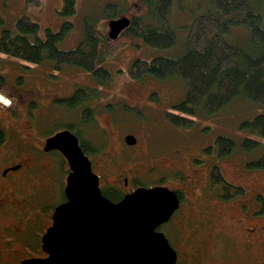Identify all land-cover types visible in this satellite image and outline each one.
Here are the masks:
<instances>
[{
    "label": "rangeland",
    "instance_id": "obj_1",
    "mask_svg": "<svg viewBox=\"0 0 264 264\" xmlns=\"http://www.w3.org/2000/svg\"><path fill=\"white\" fill-rule=\"evenodd\" d=\"M74 1L76 13L66 17L60 12L62 0H0V34L5 29L14 33L15 22L23 15L39 24L38 35L41 38H44L45 28L56 31L62 21L68 20L74 23V27L57 45L60 49H71L82 38L83 16L93 18L97 30L108 34L110 21L105 18L104 10L107 4L116 3L119 14L127 18L146 14L140 0ZM205 3L202 1L201 5ZM193 6V3H187L184 8L176 7L173 10L178 40L175 51L181 49L186 30L184 25L195 14ZM228 38L244 44L249 37L247 31L235 27ZM154 53L153 50L144 53L126 47L114 59L105 62L111 79L101 89V100L90 104L94 112L93 121L86 124L80 121L81 111L78 107H56L50 102L52 98L70 94L75 85L93 86L85 72L65 66L58 72L53 69L51 62L31 64L0 54V73L8 80V86L13 88L8 92L13 99L7 98L8 94L5 95L3 88L0 89V97H3L0 100V128L5 135L0 144V172L3 161L5 165L11 160L22 164V169L14 172L10 178H0V264H14L26 258V247L38 248L41 235L51 222L42 209L46 206L54 208L63 200L66 171L60 165L59 158H56L50 170L47 168L51 159L31 167V146L41 145V139L32 129L45 135L50 131L61 130L67 124L78 129L81 139L99 148L98 154L91 152L89 158L95 164V172L101 176L103 188H107L106 183L114 184L116 177L123 171L134 172L140 184L158 182L161 176H166L165 185L171 189L181 187L179 182L167 179L172 173L157 169L147 172V163L151 161L149 166L155 163L175 169L178 167L175 164L177 159L188 164V155L194 165V158L204 159V166L192 168L196 173L192 179L194 184H183L181 187L185 193L181 209L159 228L177 252L176 264H238L244 254L253 264H264V216L252 215L255 209L253 196L259 193L264 197V169L248 170L244 165L251 159L259 158L262 149L247 153L238 147L240 140L247 136L240 130L239 123L264 114V104L238 97L215 115L195 117L191 127L172 126L164 114L173 103L183 98L186 84L177 77L165 81L152 77L134 81L122 72L137 56L148 57ZM18 80L21 81L19 85L16 84ZM150 95H154L155 99H151ZM6 101L15 104L16 115L6 109L10 105ZM107 105H110L111 111L105 109ZM126 109L133 110L127 112ZM31 113L35 118L30 123L24 114L29 116ZM130 134L138 140L135 147L127 145L123 139ZM218 135L231 136L236 141V149L229 158L218 160L212 154L198 156L201 147L210 145L213 152L216 150L213 143ZM121 146L126 147L125 151L116 158H110V155L118 153ZM212 163L219 166L226 180L244 187L245 195L239 198L240 201L222 202L218 200L217 191L207 193L203 189L206 172L208 174ZM44 174L50 177L53 184L43 177ZM146 185L142 187L148 188ZM241 201H248V206L244 207L247 217L243 225L236 218L242 216ZM189 204L194 208L189 207L186 212Z\"/></svg>",
    "mask_w": 264,
    "mask_h": 264
},
{
    "label": "trees",
    "instance_id": "obj_2",
    "mask_svg": "<svg viewBox=\"0 0 264 264\" xmlns=\"http://www.w3.org/2000/svg\"><path fill=\"white\" fill-rule=\"evenodd\" d=\"M62 1L63 6L60 10L62 15L66 17L74 15L76 1ZM140 1L146 9V14L128 17L129 25L115 40L108 38V34L99 32L93 18L83 16L82 38L71 49H60L57 43L74 27L72 21H62L56 31L45 28L44 38H41L38 35L39 24L31 21L27 15L20 16L15 22L14 33L9 29L1 32L0 54L31 64L51 62L53 69L58 72L64 66L85 72L91 78L93 86L75 85L70 94L52 98L50 101L51 105L53 103L56 107L68 109L78 107L81 111L80 121L83 124L93 121L94 112L90 104L101 100L103 94L101 89L111 79L105 62L114 59L116 54L126 47L144 53L148 50L155 52L148 57L137 56L130 61L125 71L119 69L130 79L138 81L152 77L158 81H165L177 77L186 84L183 98L173 103L164 114L172 126L191 127L195 123V117L215 115L238 97L248 102L264 104V0ZM202 1L206 3L201 5ZM187 3H193L196 10L190 21L184 25L186 30L181 49L175 51L178 40L172 14L176 7L184 8ZM104 10L108 21L123 17L114 2L107 4ZM144 18L149 20L146 21ZM235 27L248 32L249 38L244 44L228 38ZM51 76L54 77L53 74ZM7 81L0 73V89L3 88L5 95L13 89L8 86ZM16 84H21V81L18 80ZM6 96L13 99L11 94ZM150 96L151 99H155L154 95ZM6 109L16 115L14 113L16 106L12 102ZM105 109L112 110L110 105ZM131 110L126 109L127 112ZM64 128L78 135L82 151L86 155L98 154L99 148L81 139L76 127L67 124ZM239 128L247 136L240 140L238 147L247 153L262 149L259 158L247 161L244 164L245 168L263 170L264 114L240 122ZM3 131L0 130V144L4 137ZM213 146L216 150L213 152L210 147L207 154H212L217 159H225L229 158L237 145L231 136L218 135ZM209 170V179L220 191L223 200L228 201L245 193L244 187L229 183L225 179L217 164L212 163ZM256 200L264 213L263 197L257 195ZM52 208L46 206L42 209L48 218L54 211ZM25 249L27 256L46 255L40 245L36 249L29 247ZM14 264L18 263L15 261Z\"/></svg>",
    "mask_w": 264,
    "mask_h": 264
},
{
    "label": "water",
    "instance_id": "obj_3",
    "mask_svg": "<svg viewBox=\"0 0 264 264\" xmlns=\"http://www.w3.org/2000/svg\"><path fill=\"white\" fill-rule=\"evenodd\" d=\"M129 23L126 16L110 20L108 38L115 40ZM124 141L136 143L132 135ZM44 144L45 151L57 150L69 166L63 190L66 201L54 207L52 225L41 239L47 256L20 264L176 263V251L158 228L177 208V193L140 187L112 202L101 194L98 177L76 135L64 128Z\"/></svg>",
    "mask_w": 264,
    "mask_h": 264
},
{
    "label": "flooded vegetation",
    "instance_id": "obj_4",
    "mask_svg": "<svg viewBox=\"0 0 264 264\" xmlns=\"http://www.w3.org/2000/svg\"><path fill=\"white\" fill-rule=\"evenodd\" d=\"M18 114V113H17ZM25 115V117L27 116L28 117V119H29V122L31 123V122H33V120H34V118H35V116L33 115V113H31V114H29V116L28 115H26V114H24ZM32 118H33V120H32ZM33 124H31V127L33 128V126H32ZM0 130H3L2 128H0ZM61 130H64V129H61ZM32 131H34V133H37V136H38V138H40L41 139V145L40 146H38V145H33L32 144V148H33V150H32V153L30 154V156H29V159H31V167H36V165H40V163L41 162H44V160H46V159H51V161H48V168H47V170H50V169H52L54 166H53V164L57 161L56 160V158L58 157L59 158V163L60 164H62V166L63 167H65V171H66V175H67V173H68V171H69V166L67 165V161H66V159H64V157L62 156V154H60L57 150H54V151H45L44 150V146H45V144H44V142H45V139L46 138H48V137H50V136H53V134H55V132H57V131H59V130H55V131H53V132H50V133H47V134H45V135H43L42 133H40V131H37L36 129H32ZM74 135H76V137H77V139H78V143H79V145H80V147H81V143H80V140H79V137H78V135L77 134H74ZM5 136V135H4ZM4 138V137H3ZM124 139V138H123ZM135 140H136V138H135ZM137 142H138V140H136V143L134 144V145H132V146H136L137 145ZM125 148L126 147H124V146H121L120 147V150L118 149L117 150V154H112V155H110L111 157L110 158H113V157H118V155L120 154V152L122 153L123 151H125ZM210 148V145H207L206 147H201V151H202V154H201V151H199V154H198V156H207V155H209V154H207L208 153V151L210 150L209 149ZM81 149H82V147H81ZM209 149V150H208ZM111 151L112 152H114V149L112 148L111 149ZM84 153V152H83ZM86 155V154H85ZM86 156H88V159H89V161H90V164H91V168H92V172L95 174V175H97V177H98V186L100 187V191H101V194L103 195V196H105L107 199H109L110 201H112V202H119V201H121L122 200V198L126 195V194H130V193H132V191H134L135 189H137V188H140V187H142L143 185H146V184H140L138 181H136L137 180V178H136V175H135V173L134 172H132V173H127L126 171L124 172H122V174H123V176H122V178H120L119 176H121V175H118L117 177H116V179L114 180V184H112V183H110V184H107L106 183V185H108V186H106L107 188H103V186L101 185V180H100V175H98V173H96L95 172V170H94V163H92V159L91 158H89V155L87 154ZM179 157V156H178ZM189 157H191L190 155H188L187 156V160H186V162L188 163L187 165H186V163H182L181 162V160H179V159H177L176 161H175V164L176 165H178V167L177 168H175V169H173V168H170V167H165V166H160V165H158V164H153V166H149L148 164H150L151 163V161L149 162V163H147V166L146 165H144L143 164V166H146V171L147 172H149V171H153L154 169H157V170H159L160 172H167V173H172L171 175V177H167V179H171L172 181H174V182H179L180 184H181V187H183V184H185L186 186L188 185V186H192L193 184H194V182L195 181H192V179L194 178V176L196 175V173H195V171H193L192 170V168H196L197 166H204L203 165V163H204V159H200V158H194V163L196 164V165H194L193 163H192V160H190V158ZM176 159V157L173 159L172 158V160H175ZM221 159H224V158H219L218 160H221ZM4 162V161H3ZM3 162H1V165H2V170H1V174H0V178L1 177H3V178H6V177H8V178H10L11 177V175L14 173V172H16V171H19V170H21L22 169V164H20V163H17L15 160H11V162L10 163H7L6 165L5 164H2ZM19 162V161H18ZM10 165V166H9ZM186 165V166H185ZM11 167H17V168H15V169H12ZM210 168V167H209ZM206 170V169H205ZM209 170V169H208ZM146 171H143L144 173H147ZM210 171V170H209ZM195 174V175H194ZM209 174H210V172H208V174H207V172H206V179L204 180V187H203V189H205V190H207V193L209 192V191H212V190H215V191H217L216 192V195H217V197L219 198L218 200L219 201H222V202H231V200H235V201H240L239 200V198H242V196H244L245 194H243L242 196H240V197H234V198H231V200H228V201H226V200H223L222 198H221V196H220V191L217 189V188H215L214 186H213V184L211 183V181H210V179H209ZM44 178H46V179H48V180H50V182L53 184V182H52V180L50 179V177H48L47 176V174H44V176H43ZM162 178H160L161 179V181H158V182H154V183H148V185H146L148 188H154V186H158V187H161V188H167L169 191H173L174 193H177V198H178V207H177V209L172 213V216H174V214L175 213H177V211L179 210V209H181V205H182V201L184 200L183 199V195H185V193H184V189H182L181 187H175V188H170L169 186H167V185H165L164 184V182L166 181V176L165 177H163V176H161ZM163 179V180H162ZM165 180V181H164ZM186 180V181H185ZM229 183H232V182H229ZM65 184V183H64ZM232 184H234V183H232ZM234 185H236V184H234ZM237 186H240V185H237ZM105 187V186H104ZM241 187V186H240ZM243 187V186H242ZM203 189H202V192H203ZM64 190V189H63ZM63 193V192H62ZM257 195H259V193L257 194ZM257 195H255V196H253V198H252V200L254 201V203H255V209L253 210V217H254V215L255 214H257L256 216L257 217H261V216H264V213L260 210V205H259V202L256 200V196ZM263 197V196H262ZM63 200L61 201V203H63V202H65L66 201V198H64V195H63ZM263 199H264V197H263ZM188 204V203H187ZM245 206H248V201H241L240 202V212H242V216H240V217H236L237 218V221H239L242 225H243V220H244V218H246L247 216H246V212L244 211V207ZM189 207L190 208H194L193 206H190V204L188 205V208L186 209V212L188 211V209H189ZM198 213H199V211H197ZM252 213V212H251ZM186 215V214H185ZM171 216V217H172ZM244 216V217H243ZM252 217V218H253ZM50 220H51V217L49 218ZM248 219V218H247ZM52 225V220H51V222H50V224H49V226H47V228L48 227H50ZM47 228H46V230H47ZM211 228L212 227H210V229H208V231L209 230H211ZM46 230H44V232H43V234L41 235V238H40V243H41V239H42V237H43V235L45 234V231ZM165 237H166V235H165ZM167 239H168V237H166ZM246 243H248V242H246ZM203 244V243H202ZM40 247H42V243L40 244ZM2 249V246L0 245V250ZM176 251V250H175ZM177 253V252H176ZM47 256V254L45 255V256H42L41 258H43V257H46ZM37 257H40V256H37ZM37 257H32V256H27L26 255V258H24V259H21V260H17V263H19L20 264V262L21 261H23V260H26V259H28V258H37ZM238 264H253V262H251V260L249 259V257H247L246 256V254H244V257L242 258V259H240L239 261H238Z\"/></svg>",
    "mask_w": 264,
    "mask_h": 264
},
{
    "label": "bare ground",
    "instance_id": "obj_5",
    "mask_svg": "<svg viewBox=\"0 0 264 264\" xmlns=\"http://www.w3.org/2000/svg\"><path fill=\"white\" fill-rule=\"evenodd\" d=\"M130 135H132V134H130ZM132 136H133V135H132ZM133 137H134V136H133ZM134 138H135V137H134ZM77 141H78V139H77ZM130 145H134V144H130ZM130 145H129V146H130ZM79 146H80V145H79ZM82 152H83V151H82ZM84 154H85V153H84ZM85 156H86V155H85ZM86 157L88 158V156H86ZM88 160H89V159H88ZM89 162H90V161H89ZM91 169H92V168H91ZM154 187H158V186H154ZM158 188H161V187H158ZM165 188H166V187H165ZM165 188H161V189H165ZM166 189H167V188H166ZM167 190H168V189H167ZM168 191H169V190H168ZM177 204H178V198H177ZM178 205H179V204H178ZM177 207H178V206H177ZM176 209H177V208H176ZM176 209H175V210H176ZM175 210H174V211H175ZM174 211H173V212H174ZM173 212H172V213H173ZM171 216H172V214H171ZM176 258H177V253H176ZM175 264H176V263H175Z\"/></svg>",
    "mask_w": 264,
    "mask_h": 264
},
{
    "label": "clouds",
    "instance_id": "obj_6",
    "mask_svg": "<svg viewBox=\"0 0 264 264\" xmlns=\"http://www.w3.org/2000/svg\"><path fill=\"white\" fill-rule=\"evenodd\" d=\"M3 97H0V100H2ZM7 104H10L11 102L10 101H6Z\"/></svg>",
    "mask_w": 264,
    "mask_h": 264
}]
</instances>
